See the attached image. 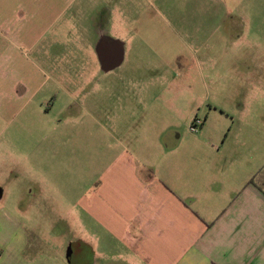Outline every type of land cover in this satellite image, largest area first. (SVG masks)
Here are the masks:
<instances>
[{
  "label": "rangeland",
  "instance_id": "374dc122",
  "mask_svg": "<svg viewBox=\"0 0 264 264\" xmlns=\"http://www.w3.org/2000/svg\"><path fill=\"white\" fill-rule=\"evenodd\" d=\"M72 9L24 51L45 83L31 106L13 117L0 99V208L17 210L48 242L44 252L53 242L59 257L79 264L68 253L75 231L62 192L76 193L83 176H68L67 162L80 160L81 168L85 139L91 160L113 141L108 131L98 142L79 130L85 96L90 108L107 112L110 127L122 115L133 135L137 126L164 132L177 157L264 163V0H78ZM102 33L125 46L117 68L105 66ZM69 115L80 121H65ZM45 137L47 146L59 145L47 147L41 158L49 161L38 165ZM54 188L66 200L57 213L48 194L36 203V193Z\"/></svg>",
  "mask_w": 264,
  "mask_h": 264
},
{
  "label": "crops",
  "instance_id": "0c3cea01",
  "mask_svg": "<svg viewBox=\"0 0 264 264\" xmlns=\"http://www.w3.org/2000/svg\"><path fill=\"white\" fill-rule=\"evenodd\" d=\"M75 2L78 0H0V99L9 116L25 113L45 86L24 51L39 43L53 21L73 16ZM88 100L85 96L78 104L82 105L78 113L85 118L79 130L86 138L96 135L98 142L108 131L113 141L102 144L103 150L91 160L85 139L81 168L80 160L67 162L68 176L80 170L83 176L82 188L76 193L62 192L73 220L75 237L68 253L75 262L264 264V163L242 164L225 157L221 164L210 158L177 157L178 147L171 146L164 132L137 126L133 135V125H121L122 115H116L120 126L110 127L105 123L107 112L90 108ZM67 119L73 125L80 121L79 116ZM44 139L35 151L40 153L38 165L49 161L41 158L47 147L59 145L47 146L48 138ZM68 140L62 143L66 150ZM5 155L0 153V165L5 163ZM43 193L50 196L45 203L52 212H59L57 189L36 193V203L42 205ZM18 213L0 208V264H71L70 257H59L53 242L49 244L54 250L44 252L42 246L48 242Z\"/></svg>",
  "mask_w": 264,
  "mask_h": 264
},
{
  "label": "flooded vegetation",
  "instance_id": "af4514ba",
  "mask_svg": "<svg viewBox=\"0 0 264 264\" xmlns=\"http://www.w3.org/2000/svg\"><path fill=\"white\" fill-rule=\"evenodd\" d=\"M101 54L107 68H117L122 63V52L125 46L116 37L102 33Z\"/></svg>",
  "mask_w": 264,
  "mask_h": 264
}]
</instances>
